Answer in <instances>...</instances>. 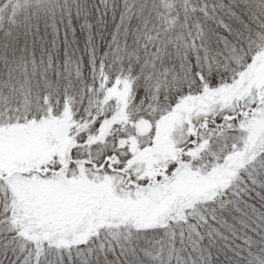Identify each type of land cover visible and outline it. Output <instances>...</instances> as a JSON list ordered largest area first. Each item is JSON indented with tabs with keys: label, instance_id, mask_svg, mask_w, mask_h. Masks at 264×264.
Listing matches in <instances>:
<instances>
[{
	"label": "snow or ice",
	"instance_id": "6c2138e0",
	"mask_svg": "<svg viewBox=\"0 0 264 264\" xmlns=\"http://www.w3.org/2000/svg\"><path fill=\"white\" fill-rule=\"evenodd\" d=\"M0 264H264V0H0Z\"/></svg>",
	"mask_w": 264,
	"mask_h": 264
}]
</instances>
